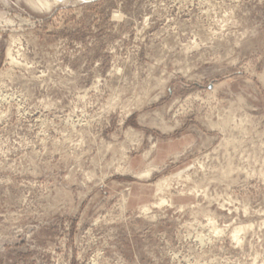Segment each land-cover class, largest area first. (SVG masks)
I'll return each instance as SVG.
<instances>
[{
    "label": "rangeland",
    "instance_id": "1",
    "mask_svg": "<svg viewBox=\"0 0 264 264\" xmlns=\"http://www.w3.org/2000/svg\"><path fill=\"white\" fill-rule=\"evenodd\" d=\"M0 264H264V0H0Z\"/></svg>",
    "mask_w": 264,
    "mask_h": 264
},
{
    "label": "bare ground",
    "instance_id": "2",
    "mask_svg": "<svg viewBox=\"0 0 264 264\" xmlns=\"http://www.w3.org/2000/svg\"><path fill=\"white\" fill-rule=\"evenodd\" d=\"M7 56H8V58H10V59H9L10 62H11V61H14V57H13V55H12V53H11L10 48L7 49ZM150 172H151V167H150V168H146L145 170L139 172V173H138V176H146V175H148ZM162 182H164V181H162ZM165 184H166V183H165ZM162 185H163V183H159V182H158V184H157V188H156L157 192H159V191L162 189ZM164 186H166V185H164ZM158 199L161 201V197L158 198ZM156 203H158V201H157ZM143 208L146 209L147 206H143ZM234 227H235V226H234ZM248 227H249V226H246V227H245V226H240V225L237 226V227H235L234 230H233V236H234V237L237 236L238 232L243 231V230H247ZM244 233H245V231H244ZM234 237H233V238H234Z\"/></svg>",
    "mask_w": 264,
    "mask_h": 264
}]
</instances>
